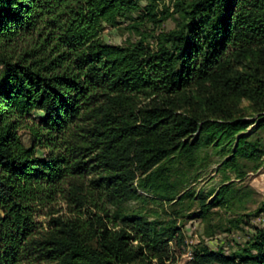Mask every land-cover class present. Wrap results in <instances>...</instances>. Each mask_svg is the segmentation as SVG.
I'll return each instance as SVG.
<instances>
[{"label": "trees", "instance_id": "trees-1", "mask_svg": "<svg viewBox=\"0 0 264 264\" xmlns=\"http://www.w3.org/2000/svg\"><path fill=\"white\" fill-rule=\"evenodd\" d=\"M162 1L0 0V264H174L176 221L124 206L140 191L175 201V167H194L202 145L235 143L222 169L238 178L240 159L264 166L245 135L249 117L264 129V0ZM130 20L137 41L105 42ZM242 197L225 185L197 215ZM254 231L190 263L264 264Z\"/></svg>", "mask_w": 264, "mask_h": 264}, {"label": "rangeland", "instance_id": "rangeland-1", "mask_svg": "<svg viewBox=\"0 0 264 264\" xmlns=\"http://www.w3.org/2000/svg\"><path fill=\"white\" fill-rule=\"evenodd\" d=\"M175 0H163L160 2V8L172 7ZM146 2H143L144 6ZM132 19L140 17V12L135 11L131 15ZM128 21L119 28H109L104 34V40L111 45L125 46L129 42H135L138 39L136 31L129 28ZM175 26L174 19H170L164 25L167 30ZM152 26H142L143 32L151 29ZM154 45L153 40H150ZM3 67L0 66V76ZM247 105V104H246ZM251 123L245 132V135L252 136L254 140L260 141L264 147V129H258L254 124L256 118H247ZM234 144L229 142L220 146L212 144L202 145L197 153L198 162L192 168L183 167L177 164L174 170V180L178 184L179 195L175 201L168 202L162 198L140 191L142 199L131 201L124 206L129 212H138L147 217L151 222H167L175 220L177 226L181 229L186 246L170 244L174 253V264H191L192 254L204 247L211 250H223L230 254L236 247V243H245L253 234L254 228L264 226V212H259L264 205V166L256 169V163L240 159L242 170L246 176L238 178L237 173L222 169L223 162L232 156ZM234 184L239 193L243 196L241 201H235L230 209L215 208L210 216V221L204 222L197 215L200 211V201L205 200L210 203L217 196L221 187ZM183 198L182 202H178ZM57 209L66 213V206L61 203L56 205ZM242 216L244 223L243 230H233L227 232L229 218ZM42 220L44 217L41 218ZM221 224L225 225L224 228ZM212 232V234H210Z\"/></svg>", "mask_w": 264, "mask_h": 264}]
</instances>
